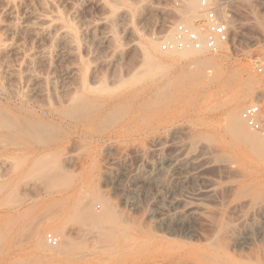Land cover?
Listing matches in <instances>:
<instances>
[{
    "label": "rangeland",
    "instance_id": "1",
    "mask_svg": "<svg viewBox=\"0 0 264 264\" xmlns=\"http://www.w3.org/2000/svg\"><path fill=\"white\" fill-rule=\"evenodd\" d=\"M173 2L0 0V264H264V141L230 122L264 119V0L195 57L155 39Z\"/></svg>",
    "mask_w": 264,
    "mask_h": 264
},
{
    "label": "built area",
    "instance_id": "2",
    "mask_svg": "<svg viewBox=\"0 0 264 264\" xmlns=\"http://www.w3.org/2000/svg\"><path fill=\"white\" fill-rule=\"evenodd\" d=\"M191 0H174L173 7L184 9ZM195 15L178 16L168 26V30L155 36L160 50L164 53L180 50H193L206 54H216L229 44L231 36L230 17L222 16L221 3L211 0H197ZM245 123L264 141V119L258 104L249 105L242 111ZM50 246L57 245V239L46 236Z\"/></svg>",
    "mask_w": 264,
    "mask_h": 264
},
{
    "label": "bare ground",
    "instance_id": "3",
    "mask_svg": "<svg viewBox=\"0 0 264 264\" xmlns=\"http://www.w3.org/2000/svg\"><path fill=\"white\" fill-rule=\"evenodd\" d=\"M194 2L195 1H197V0H193ZM211 1H213V2H216V3H220V0H211ZM224 2V1H223ZM196 3V2H195ZM196 7H197V5H196ZM198 8V7H197ZM196 8V10L194 9V11H195V14H196V12H197V9ZM226 8V7H225ZM185 9V8H184ZM183 9V10H184ZM183 10H182V12L181 13H183ZM179 11V10H178ZM181 11V10H180ZM225 11V9H223L222 7H221V15L222 16H227V14H226V12H224ZM180 13V14H181ZM190 13V12H189ZM187 13H185V11H184V14L182 15H179V16H182V17H188L187 15H186ZM194 14V13H193ZM157 42H155V44H156ZM153 45V44H152ZM154 47H155V45H154ZM157 48V47H156ZM160 48V47H159ZM202 52H197V51H193V50H180V51H171V52H169V54H171V55H176V56H180V57H195V56H197L198 54H201ZM148 55H150V54H147L145 57H148ZM154 58V59H153ZM148 57V58H146L145 59V61H146V66L145 67H147L148 68V70H146V71H148V73L149 74H153L154 72H157V71H161L162 72V70H163V67H162V64L160 65L156 60H155V57ZM206 63V62H205ZM196 65H198V66H200L201 68H202V65H203V62L202 61H200V62H197V64ZM194 66H195V64H194ZM198 66L195 68V69H199L198 68ZM204 67V66H203ZM146 68V69H147ZM145 72V71H144ZM162 74V73H161ZM160 74V75H161ZM157 75H158V72H157ZM140 76V75H139ZM156 76V75H155ZM152 76H150V78H151ZM157 77V76H156ZM140 78H142V77H140ZM144 78H146V77H144ZM252 103V102H251ZM240 106H242V102L240 101V102H237L236 104H235V107H234V109L236 110H238V109H240ZM236 110V111H237ZM241 112H238V115L237 116H235V115H233L232 117H231V131H232V133L233 134H235L236 136H238V138H240L242 141H245V142H249V143H251L253 146H255L256 147V142H255V140H254V138L253 137H251L250 135H249V128H248V126L245 124V122H244V120H243V118H242V115L240 114ZM153 139V138H152ZM154 141V140H153ZM156 141V140H155ZM160 142V141H159ZM159 142H156L157 144H159ZM154 144V143H153ZM161 146V145H160ZM153 150V149H152ZM151 150V151H152ZM155 150V149H154ZM157 150H158V148H157ZM193 160V159H192ZM187 161V160H186ZM185 161V162H186ZM182 165H184V161H183V159H182V161H176V163L174 164V166H175V168H179V167H181ZM147 178V177H146ZM159 182V181H158ZM179 221V220H178ZM169 222V221H168ZM64 246V245H63ZM66 246V245H65ZM64 246V247H65ZM65 250V249H64ZM63 251V250H62ZM69 251V250H68ZM57 252L58 251H56L55 250V253L57 254ZM66 252H67V249H66ZM63 252H59L58 254H62ZM65 254V253H64Z\"/></svg>",
    "mask_w": 264,
    "mask_h": 264
}]
</instances>
